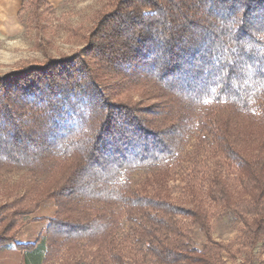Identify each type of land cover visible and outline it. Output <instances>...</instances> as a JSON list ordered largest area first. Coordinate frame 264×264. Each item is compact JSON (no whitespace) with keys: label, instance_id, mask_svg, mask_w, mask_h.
Segmentation results:
<instances>
[{"label":"trees","instance_id":"trees-1","mask_svg":"<svg viewBox=\"0 0 264 264\" xmlns=\"http://www.w3.org/2000/svg\"><path fill=\"white\" fill-rule=\"evenodd\" d=\"M25 14L46 58L0 74V175L26 181L0 204V249L53 202L46 264H254L258 247L264 264V0H109L75 31L83 47L58 58L49 0H24ZM194 134L207 156L155 187ZM142 169L156 174L140 186ZM185 182L207 185L214 207L175 198ZM217 207L237 241L212 238Z\"/></svg>","mask_w":264,"mask_h":264},{"label":"rangeland","instance_id":"rangeland-1","mask_svg":"<svg viewBox=\"0 0 264 264\" xmlns=\"http://www.w3.org/2000/svg\"><path fill=\"white\" fill-rule=\"evenodd\" d=\"M109 0H61L60 3H55V0H50L55 14L47 23L49 45L47 53L50 56L58 58L61 55H72L80 50L84 45V40L75 31L79 27L91 29L99 18L104 6ZM24 22L20 18L15 21L13 29L9 33L0 34V74H6L17 69L22 63L43 62L46 58V52L39 47V39L35 29L26 23L28 15L23 16ZM137 98V95H135ZM207 156V149L200 144L198 136L194 134L185 144L181 154L179 155V164L176 169L172 167L166 168L167 173L157 176L153 185L157 188H173L179 183L184 182V178L191 172L193 164L197 160H202ZM156 171L142 169L131 175V179L137 185L142 186L148 179L153 178ZM234 178L235 174H231ZM26 181L21 175H0V204L7 201H12L17 195L22 193L25 188ZM182 192L174 193L182 204L190 205L192 202H203L207 207H214L208 199V186L205 185H189ZM231 192L236 198L241 194L242 189L236 181H230ZM216 208H214L215 210ZM221 213L224 209L217 207ZM56 208L53 202H48L33 216L28 219L37 221L30 223L21 230L17 237L16 244L12 245L13 251L9 252L8 260L13 264H20L23 257L16 253L15 246L21 244H36L44 242L46 244V226H48V218L54 216ZM213 233L212 238L220 242L237 241L241 232V226L236 222L234 216L229 213H224L222 216L216 215L212 221ZM128 225H124V230L119 234L122 240L127 234ZM195 242L198 245L208 241V237L201 234L197 227L194 228ZM39 238V242L36 241ZM18 243V244H19ZM19 249V248H18ZM24 251V250H18ZM29 251V250H28ZM31 251V250H30ZM256 261L259 263L262 258V249L258 247L254 251ZM228 264H243V258H238L236 261L225 257ZM1 261L0 264H4ZM9 262V261H8ZM55 262V261H54ZM44 264L45 261H44ZM55 264V263H51ZM60 264V263H56Z\"/></svg>","mask_w":264,"mask_h":264},{"label":"crops","instance_id":"crops-1","mask_svg":"<svg viewBox=\"0 0 264 264\" xmlns=\"http://www.w3.org/2000/svg\"><path fill=\"white\" fill-rule=\"evenodd\" d=\"M23 1L24 0H0V34H7L12 31L15 21L20 18L19 14L22 8ZM55 1V3L57 4L60 3L61 0ZM36 241L39 242V238H37ZM11 246L12 245H9L0 249V258L1 261H5L4 264H13L10 261L11 259L8 260V257L10 255L9 252L13 251V248H11ZM18 250L19 249L15 246L16 253H19L23 257V260L22 262L20 261V264H44L47 254V244L41 241L38 243L37 247L31 251L24 250L21 252Z\"/></svg>","mask_w":264,"mask_h":264}]
</instances>
